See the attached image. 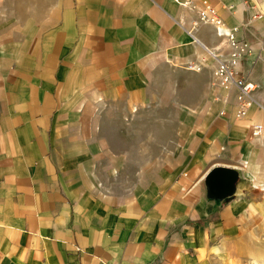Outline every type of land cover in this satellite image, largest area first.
I'll return each instance as SVG.
<instances>
[{
  "label": "crops",
  "instance_id": "1",
  "mask_svg": "<svg viewBox=\"0 0 264 264\" xmlns=\"http://www.w3.org/2000/svg\"><path fill=\"white\" fill-rule=\"evenodd\" d=\"M205 4L251 44L242 118ZM263 35L264 0H0V264L264 262Z\"/></svg>",
  "mask_w": 264,
  "mask_h": 264
},
{
  "label": "built area",
  "instance_id": "2",
  "mask_svg": "<svg viewBox=\"0 0 264 264\" xmlns=\"http://www.w3.org/2000/svg\"><path fill=\"white\" fill-rule=\"evenodd\" d=\"M185 3L184 6H190ZM199 24L211 25L217 28L218 35L228 41L230 55L227 60H220L217 69L214 72L215 82L226 90L236 89V100L233 103L237 117L245 116L247 109L253 103V92L256 85L248 80L247 77H241L243 62L251 50V44L244 39H238L234 30H228L220 15L219 11L211 6H205L199 12ZM261 50L264 52V35L260 42ZM209 56L218 58L213 50H208ZM192 69L200 70L198 66H191ZM224 114V113H223ZM264 133V125L257 124L254 126L253 135L259 137Z\"/></svg>",
  "mask_w": 264,
  "mask_h": 264
},
{
  "label": "water",
  "instance_id": "3",
  "mask_svg": "<svg viewBox=\"0 0 264 264\" xmlns=\"http://www.w3.org/2000/svg\"><path fill=\"white\" fill-rule=\"evenodd\" d=\"M238 178V173L233 169L215 168L210 172L206 181L208 194L213 198H221L231 194Z\"/></svg>",
  "mask_w": 264,
  "mask_h": 264
},
{
  "label": "rangeland",
  "instance_id": "4",
  "mask_svg": "<svg viewBox=\"0 0 264 264\" xmlns=\"http://www.w3.org/2000/svg\"><path fill=\"white\" fill-rule=\"evenodd\" d=\"M215 78V77H214ZM218 85V84H217ZM219 86V85H218ZM221 87V86H220ZM224 112H222L223 114ZM156 120V125L158 124V118ZM162 120V119H161ZM167 125V124H166ZM160 129L163 130V123L159 127V129L156 128V131ZM155 141L156 147L154 149H151L150 153H148L146 156H153L155 158V161L157 160H162L164 157L165 159L168 157L167 155H170L172 158L173 156L176 155L177 153V148H176V134L174 133V124H173V118L171 119L170 122V130L167 133H162L161 131L159 133L155 132ZM165 138V140H164ZM169 140V143L167 142ZM165 143V148H161L160 146ZM170 145V146H166ZM144 152L145 150H139L140 153ZM160 167H164L161 165ZM168 167V166H165ZM237 264H243L242 262H239ZM245 264H264V262H251V263H245Z\"/></svg>",
  "mask_w": 264,
  "mask_h": 264
}]
</instances>
